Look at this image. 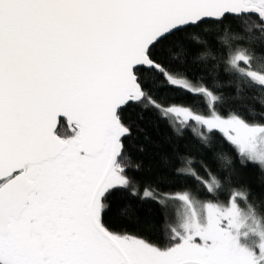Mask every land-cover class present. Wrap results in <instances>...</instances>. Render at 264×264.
I'll use <instances>...</instances> for the list:
<instances>
[{
    "label": "snow or ice",
    "instance_id": "obj_1",
    "mask_svg": "<svg viewBox=\"0 0 264 264\" xmlns=\"http://www.w3.org/2000/svg\"><path fill=\"white\" fill-rule=\"evenodd\" d=\"M221 66L236 95L264 86V0H0V264H264V215L226 153L205 176L181 157L195 194L141 193L129 175L138 110L205 151L219 135L264 180V112L229 106ZM177 92L210 98L208 113ZM137 198L162 206L166 246L112 227Z\"/></svg>",
    "mask_w": 264,
    "mask_h": 264
},
{
    "label": "trees",
    "instance_id": "obj_2",
    "mask_svg": "<svg viewBox=\"0 0 264 264\" xmlns=\"http://www.w3.org/2000/svg\"><path fill=\"white\" fill-rule=\"evenodd\" d=\"M224 23L235 28V24L231 20H226ZM216 27V25L210 24L201 25L202 29L211 32H214ZM213 48L218 52L215 46ZM199 51L193 49L192 55H197ZM199 67L202 66L197 65V68ZM252 70L257 71L258 75L262 74L255 64ZM219 78L224 85L223 92L229 95V106L237 108L250 120L264 112V105L259 102L261 98H264V86L257 82L244 89L241 95H236L234 88L229 86V81L233 77L224 70L223 66L220 68ZM173 95L177 103L190 105L198 113L206 114L209 111L208 105L211 103L209 99H202L198 95L187 92H177ZM127 119L134 121L139 128L143 129L142 132L134 130L133 138L127 141L134 162L141 164L138 171L129 172V175H134L135 180L139 183L141 193L145 186H150L156 193L161 194L176 192L182 188H187L195 194L197 185L176 174V170L182 167L181 157L190 154L194 158L196 170L201 176H205L204 169L200 167L201 163L216 170L224 162L214 159V154L224 152L233 161L232 166L228 169L232 173L233 185L248 189L251 192L250 201L254 202L257 205V211L264 215V180L261 179V168L258 164L241 166L238 156L229 149L219 135L215 138L214 149L205 151L197 146L191 128L184 132L182 137H177L170 131L168 125L158 120L152 112H145L141 120L138 117V110H131L127 113ZM140 147H143V151L139 150ZM219 196L221 201H227L228 192L222 191ZM198 198L205 199V194L199 193ZM135 209L128 216L112 217L111 225L114 230L138 235L151 242H159L162 246H166L167 236L165 235V222L162 218V206L151 199L137 198Z\"/></svg>",
    "mask_w": 264,
    "mask_h": 264
},
{
    "label": "rangeland",
    "instance_id": "obj_3",
    "mask_svg": "<svg viewBox=\"0 0 264 264\" xmlns=\"http://www.w3.org/2000/svg\"><path fill=\"white\" fill-rule=\"evenodd\" d=\"M209 100H210V102H211V99L210 98H208ZM195 126V125H194Z\"/></svg>",
    "mask_w": 264,
    "mask_h": 264
}]
</instances>
